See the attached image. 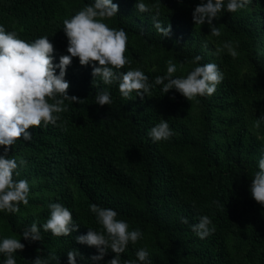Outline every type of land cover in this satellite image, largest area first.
<instances>
[{"label": "trees", "instance_id": "obj_1", "mask_svg": "<svg viewBox=\"0 0 264 264\" xmlns=\"http://www.w3.org/2000/svg\"><path fill=\"white\" fill-rule=\"evenodd\" d=\"M112 2L118 13L104 22L128 34L129 61L114 71L139 69L154 84L157 76L167 75L172 60L177 65L173 78L186 77L195 66L207 63H215L224 78L213 95L189 101L175 89L163 93L162 85L142 99L135 91L124 98L119 81L104 85L99 76H92L91 66L73 58L66 69L67 94L83 101H65L68 111L59 114L55 125L30 128V142L17 140L9 148V158L27 161L14 179L29 182V203H21L15 214L0 211V240L21 239L25 247L13 254L16 264L52 254L58 261L49 264H67L71 249L80 253L76 264H92L90 257L97 250L75 238L88 229L103 232L89 209L96 204L113 209L130 231L143 234L120 254L122 262L136 261V252L144 248L151 264H264V206L249 191L264 155V121L255 127L264 116V0H251L234 13H218L213 20L221 32L218 37L211 35L207 23H193L192 13L201 0H144L150 6L161 4L158 20L162 26L171 25L170 37L155 29V9L141 13L135 8L137 0ZM93 3L0 0V26L28 42L47 36L58 64L60 56L67 55L63 21ZM227 42L236 57L223 48ZM197 55L202 59L193 65ZM103 89L112 103L100 106L95 96ZM161 119L174 135L154 142L148 133ZM3 152L0 146V155ZM50 203L67 207L78 230L60 237L44 231ZM201 216L215 226L203 239L191 230ZM34 222L42 239L26 241L22 233ZM114 255L109 250L99 264ZM4 259L0 254V264Z\"/></svg>", "mask_w": 264, "mask_h": 264}, {"label": "clouds", "instance_id": "obj_2", "mask_svg": "<svg viewBox=\"0 0 264 264\" xmlns=\"http://www.w3.org/2000/svg\"><path fill=\"white\" fill-rule=\"evenodd\" d=\"M250 2L251 0H227L225 7V0H201L192 13L193 23H207L211 35L218 37L221 35L220 29L213 25L217 14L222 10L237 12ZM160 6V3L150 6L144 0H137L135 8L141 13L155 9V29L163 37H170L171 25L162 26L158 20ZM118 10V5L112 0H94L93 4L86 5L70 19H65L63 31L67 38V55L60 56L58 64L53 62L54 46L47 36L28 42L18 38L15 31H6L0 26V146L4 148L3 154L0 155V211L15 214L20 211L21 203H29V182L25 179H14V174L19 175L17 169L26 165L27 161L23 158H9V148L17 140L30 142V128H38L42 123L45 126L55 125L60 119L59 114L68 111L65 101L71 104H80L83 101L67 94L70 85L65 75L73 58H78L81 66H91L92 76H99L104 85L119 81V91L124 98H129L130 93L135 91L142 99L155 85H162L163 93L175 89L189 101L197 96L213 95L222 82L223 73L215 63L195 66L186 77L173 78L177 65L169 60L167 75L157 76L154 84L149 83L148 77L139 69L114 71L129 63L125 56L128 34L123 29L111 28L104 22L116 16ZM223 48L227 49L232 57L238 55L231 42L225 43ZM201 59L202 57L197 55L190 63L197 65ZM95 100L100 106L112 103L107 89L97 92ZM262 121L264 116L255 121V127L259 128ZM148 135L154 142H158L169 139L174 132L167 120L161 119L150 129ZM258 167L259 171L251 180L249 191L252 199L264 206V155L259 159ZM214 203L219 204V201ZM48 207L50 217L42 226L44 231L60 237L70 236L78 230L80 225L73 222V214L67 207L60 203H50ZM89 209L96 215L103 232L88 229L85 235L77 236L75 241L97 250V254L90 257L92 264H99L109 250L115 255L107 264H137V261L140 264H151L149 253L144 248L136 252V261H121L120 254L126 250L129 243L136 244L142 239L143 234L139 229L130 231L129 224L117 219L118 213L113 209L96 204H90ZM181 222L188 223V220L182 218ZM211 224L208 216H201L198 223L191 225V230L203 239L215 232V226L210 227ZM22 238L32 242L42 239L40 228L35 222L22 233ZM20 240L13 237L0 240V254L5 256L4 264H16L13 254L23 251L25 247ZM79 256L80 253L76 249L69 250L67 264H76ZM49 260L58 261V257L54 254L48 258L37 255L31 264H49Z\"/></svg>", "mask_w": 264, "mask_h": 264}]
</instances>
